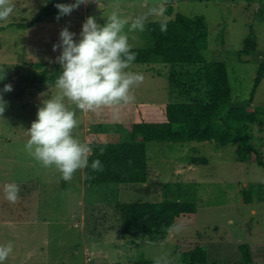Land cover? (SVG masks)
<instances>
[{"label":"rangeland","instance_id":"rangeland-1","mask_svg":"<svg viewBox=\"0 0 264 264\" xmlns=\"http://www.w3.org/2000/svg\"><path fill=\"white\" fill-rule=\"evenodd\" d=\"M171 1L84 0L59 19L56 12L33 26L20 28L17 23L35 19L46 3L44 0H7L13 10L0 20V77L4 73L0 87L10 82L13 88L3 93L8 103L0 113V243L11 241L13 247L4 264H136L140 259L153 261L157 256L167 259L169 264H182L181 252L189 251L193 245L203 247L208 239L221 242L220 248L238 240L248 243L264 239L260 237L264 236V164L256 161L258 154L264 160V116L263 121L250 130V147L258 148V154L246 151L242 157L240 143L227 146L215 142L148 143L150 176L143 185L86 184L83 168L65 180L53 166H42L25 149V129L36 118L42 99L41 92L34 97L27 95L30 71L36 63L50 71L60 67L54 59L60 49L53 51L52 48L58 41L60 29L67 25L78 33L89 14H94L102 23L103 16L112 11L128 17L130 23L132 18L154 6L163 5L164 12H168ZM231 1H190L176 6L173 2L172 6L174 13L206 19L209 35L206 58L227 65L233 102L252 110L262 109L264 0ZM156 20H162V16H149L146 23ZM127 27L126 24V31ZM246 41L255 45L245 44ZM129 43L132 48H146L151 41L144 30H132ZM244 47L249 53L241 52ZM128 70L142 73L143 81L132 90L131 102L113 106L128 109L132 118L123 119V124L110 122L109 126H96L97 122H105V117L93 115L90 118L88 113L93 110L85 113L77 109L78 123L73 134L79 139L87 144L94 139L125 142L130 137L129 125L135 119L136 104L176 100L168 79L159 74L169 71L168 65L132 63ZM56 91L53 85L45 91L44 97ZM103 108L105 106L100 109ZM117 121L121 120H114ZM191 143L196 144L190 146ZM198 158L205 162H197ZM12 181L19 185L15 201L7 200L2 192L3 185ZM164 199L196 203L194 217L188 220L189 217L181 216L175 224L180 225L179 230L173 226V235L165 241L146 243L137 238L131 245L125 238L118 237L120 230L109 229L119 224L115 215L117 203ZM253 208L262 215H253ZM82 211L85 218L78 220ZM232 259L230 256L229 261Z\"/></svg>","mask_w":264,"mask_h":264},{"label":"trees","instance_id":"trees-1","mask_svg":"<svg viewBox=\"0 0 264 264\" xmlns=\"http://www.w3.org/2000/svg\"><path fill=\"white\" fill-rule=\"evenodd\" d=\"M190 1L218 0H172L171 3L174 2L173 5L176 6ZM56 2L48 1L35 19L16 25L20 28L30 27L44 21L57 12ZM172 4L168 5V12H164L162 16L167 24L166 30H160L161 20L148 21L144 32L150 38V46L130 50L136 52L132 63H162L169 66V71L159 74L168 79L170 91L176 100L137 104L135 120L129 125L130 137L125 142L90 141L89 164L84 167L86 184H147L149 169L146 151L147 144L151 142H215L220 146L240 143L242 157L246 151L259 153L258 148L255 150L254 146L250 147V130L263 121L264 108L249 110V107L233 102L227 65L220 61H208L206 58L205 53L209 47L206 19L202 16L189 17L180 12L174 13ZM247 42L251 46L255 45L251 41H246L245 44ZM241 52L249 53V49L244 47ZM58 73L59 67L50 71L43 64L36 63L30 71L27 95L34 97L47 90L48 85L49 88L53 86ZM258 81L260 80L257 79V84ZM95 158H99L101 166L93 169L90 164ZM196 161L205 162L203 158ZM256 161L264 164L259 154ZM194 212L196 203L182 199L119 202L115 210L119 224L113 226V229L120 230L123 238L131 243L137 238L162 242L167 238L176 218ZM239 250L241 264H253L249 245L243 243L239 245ZM181 263L218 264L208 262L206 250L200 245H193L189 251L181 252ZM136 264H153V261L140 259Z\"/></svg>","mask_w":264,"mask_h":264},{"label":"clouds","instance_id":"clouds-1","mask_svg":"<svg viewBox=\"0 0 264 264\" xmlns=\"http://www.w3.org/2000/svg\"><path fill=\"white\" fill-rule=\"evenodd\" d=\"M83 2L57 0L56 18L69 14ZM12 10L11 3L0 0V20L7 18ZM163 14V5L149 8L132 18L130 23L128 17L116 11L103 16L102 23L94 14H89L82 21L78 33L67 25L60 29L58 41L52 45L53 51L60 49L54 57L60 66L54 82L58 91L47 97H44L45 92L40 94L42 99L37 106L36 118L25 129V149L42 166H53L63 179L69 180L77 169L89 164L90 145L73 134L78 123L76 110L94 111L101 106L128 104L134 99L132 90L144 77L142 73L128 70L136 57V52L130 50L129 33L132 30L143 31L149 16ZM159 27L161 31L166 30L165 20L160 21ZM3 79L4 73L0 77V80ZM12 88L10 82L0 87V113L4 112L8 103L3 93ZM100 166L99 158L91 161V168ZM2 192L7 200L15 201L19 185L15 181L6 182ZM174 227L178 231L180 225ZM12 247L11 241L0 243V264H4ZM153 264L169 262L157 256L153 258Z\"/></svg>","mask_w":264,"mask_h":264},{"label":"crops","instance_id":"crops-1","mask_svg":"<svg viewBox=\"0 0 264 264\" xmlns=\"http://www.w3.org/2000/svg\"><path fill=\"white\" fill-rule=\"evenodd\" d=\"M217 54H219V53H217ZM213 61H216V60H213ZM48 90H49V88L47 90L42 91L41 93H44L45 91H48ZM136 105H135V107H136ZM101 107L96 109L99 112H93L92 111V112L88 113V115L90 114V118H92L93 115L96 116L97 118L100 117V116L101 117H105V119H106L105 122H97V125L95 124L96 126H99L101 124L109 126L108 123H110V122L113 123V125H114V123L123 124V122H122V121H124L123 119L130 120L132 118V112L129 111L128 109L124 110V107L120 106V107H118L119 108L118 109L117 107L112 105V106H105V108L100 109ZM249 110H252V109L250 108ZM84 112L87 113L86 111H84ZM88 115L85 114V118ZM135 117H136V110H135ZM115 119H119L121 121L114 122ZM128 120H125V121H128ZM195 144L196 143H191L190 146H194ZM149 174H150V172H149ZM83 177H84V168H83ZM251 212H252L253 215H260V216L262 215V212L259 213L257 208H253L251 210ZM195 214L196 213L194 212V213H188V214L180 215L178 218H176V220L173 223L172 227L176 224V222L179 220V218L181 216H187V217H189L188 218V220H189V219H191L190 216L194 217ZM84 218H85V213H84V211H82L80 213L79 217H78V220L79 219L82 220ZM230 221H232V220H230ZM172 227L170 228L167 237H171L173 235L171 233ZM109 229H112L114 232H116V229H113V226L110 227ZM262 230H264V229H262ZM118 237L119 238L123 237L120 232L118 233ZM260 237H264V236H260ZM125 239H123V240H125ZM144 242L147 243V241H144ZM127 243H131V241L127 240ZM159 243H161V242H159ZM132 244L133 243H131V245ZM241 244H243L242 241L238 240L236 243L229 242L227 244H224L223 248H220L221 247L220 246L221 242H215V241H213L211 239H208V240H206V242L203 245V247L206 250L207 259H208L209 263L231 264L230 262H232V261L236 262L237 261L238 264H241V262H242V260H241V252L239 250V245H241ZM244 244H248L249 245L253 264H258V263L264 261V239L263 238L253 239V240L249 241L248 243L246 242ZM85 253H86V251H85ZM230 256L233 257L232 261H229V257ZM99 263H100V260H99Z\"/></svg>","mask_w":264,"mask_h":264}]
</instances>
